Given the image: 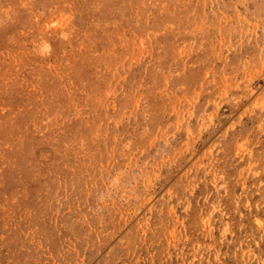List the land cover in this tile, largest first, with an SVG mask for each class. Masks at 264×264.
Listing matches in <instances>:
<instances>
[{"label":"clouds","instance_id":"obj_1","mask_svg":"<svg viewBox=\"0 0 264 264\" xmlns=\"http://www.w3.org/2000/svg\"><path fill=\"white\" fill-rule=\"evenodd\" d=\"M79 2L18 0L29 20L8 37L13 59L70 57ZM127 33L182 44L170 70L155 67L167 97L155 134L146 102L125 142L113 125L128 111L68 140L59 113L0 99V264H264V0H139Z\"/></svg>","mask_w":264,"mask_h":264},{"label":"rangeland","instance_id":"obj_2","mask_svg":"<svg viewBox=\"0 0 264 264\" xmlns=\"http://www.w3.org/2000/svg\"><path fill=\"white\" fill-rule=\"evenodd\" d=\"M138 6L139 0H80L72 9L75 32L71 36L70 57L61 55L59 60L53 57L44 67L32 58L13 59L18 49L9 44L8 37L23 30L29 14L18 7V0H4L0 4V18L11 15L12 21L0 27V61H3L0 76L4 77L0 80L4 89L0 99L13 106H34L33 111L43 105L52 115L59 113L64 118L60 131L68 140L86 139L103 132L105 129L100 125L116 117L117 110L128 111L127 122L116 119L113 125L125 142L136 139L144 131L143 117L137 114L131 118V109L133 104L144 106L146 102L148 111L153 114L150 131L155 134L166 123L163 113L167 104V97L162 95L163 78L155 67L158 64L168 71L175 56L183 53L177 48L181 41H175L172 36L157 37L151 46L143 38L131 43L134 39L131 33H127L126 40L122 39L129 28V18ZM6 8H11L12 12L5 13ZM109 24L118 27L106 28ZM66 46L62 37L56 42L57 52ZM9 60L17 64V68L11 69L12 76L8 75ZM178 86L179 80H173L168 90ZM29 89L34 91L29 93ZM254 123L247 122L243 134L252 131ZM113 140L119 141V136L113 133ZM155 151L163 156L167 150L158 142ZM9 190H13V186Z\"/></svg>","mask_w":264,"mask_h":264}]
</instances>
